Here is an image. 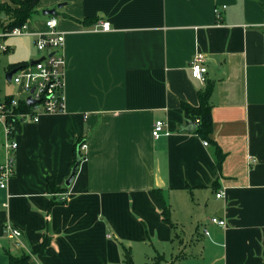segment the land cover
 I'll list each match as a JSON object with an SVG mask.
<instances>
[{
  "label": "crops",
  "instance_id": "0c3cea01",
  "mask_svg": "<svg viewBox=\"0 0 264 264\" xmlns=\"http://www.w3.org/2000/svg\"><path fill=\"white\" fill-rule=\"evenodd\" d=\"M48 10L66 34L65 112L17 135L15 174L0 189V264L26 254L31 264H124L125 249L135 264L144 254L162 264H264V0H41L31 36L20 37L34 56ZM197 54L213 86L220 169L184 110L199 108L207 88L190 72ZM157 121L169 136H153ZM78 140L85 159L67 202L52 205L47 178L67 188ZM11 226L20 238L7 239Z\"/></svg>",
  "mask_w": 264,
  "mask_h": 264
},
{
  "label": "built area",
  "instance_id": "2783aa9c",
  "mask_svg": "<svg viewBox=\"0 0 264 264\" xmlns=\"http://www.w3.org/2000/svg\"><path fill=\"white\" fill-rule=\"evenodd\" d=\"M225 9V8H223ZM217 18H221L220 9L214 11ZM8 19L0 17V54L8 53L12 50L9 41L15 38L31 36L28 33V23L22 27L9 30L7 28ZM46 31L36 33L34 47L41 54L35 60H40L35 64L32 61L20 63L15 68H9L4 75V82L16 87L12 94L0 97V152L3 161L0 163V189H5L9 180L15 174V155L18 149L17 135L23 125L28 123L37 124L44 115L60 114L65 112V73L67 61L63 53L66 42V34L58 30V20L56 17H48ZM111 25L103 22L100 30L110 31ZM33 60V61H35ZM14 69L16 73L12 80L6 78V74ZM192 77L201 86L207 83V67L205 57L197 54L190 65ZM1 96V93H0ZM31 99L32 105L28 100ZM199 124V121H197ZM166 124L157 121L153 128V136L156 138L169 136ZM209 146L207 142L203 143ZM86 143L80 147L81 152L86 151ZM84 155V154H83ZM85 159H82V161ZM225 192L216 195L223 198ZM68 195H62V199L68 200ZM210 223L215 226L225 227V221L220 218H210ZM209 235L208 231H205ZM22 235L21 231L14 227H7L6 237L9 240H16Z\"/></svg>",
  "mask_w": 264,
  "mask_h": 264
},
{
  "label": "trees",
  "instance_id": "16d2710c",
  "mask_svg": "<svg viewBox=\"0 0 264 264\" xmlns=\"http://www.w3.org/2000/svg\"><path fill=\"white\" fill-rule=\"evenodd\" d=\"M40 1L41 0H7L0 6V17L5 14L8 19V22L6 24L9 30L22 27L33 19L34 15L38 11ZM93 21L94 20H92L91 22L93 23ZM16 66H12L11 69L15 68ZM206 85L207 88L200 92L201 104L199 108H191V106L185 104L184 110L186 115L189 116L194 123H197V121H199V124H197V127L195 129L198 136H201L204 140L212 142V144L214 145V159H216V165L220 169L225 161L226 154L223 152L221 147L214 143V141L211 139V134L213 133V119L211 115L212 106L209 100L213 93V86L207 83ZM83 143V140H78L75 144L76 153L73 167L78 159L82 160L84 158V155L80 149ZM57 180L58 179H56L55 174L47 178V191L49 194L54 196V199H52L51 203L52 205L56 203L65 204L67 202V200L62 199V195H68L67 191L69 190V188H62L57 184ZM156 191L157 199L160 205H162V219L173 229L176 227V224L170 219L171 209L168 205H166L163 197L161 196V191L158 189ZM50 243L51 240L49 238H46L45 242L39 249L35 251V253L41 254L45 252ZM125 251L126 253L124 257V264H135L132 252L128 251L127 249H125ZM32 256L33 255L29 254L23 255L21 257L10 255L9 264H31L30 261ZM180 259L181 257H177L170 264H178V261ZM164 261L165 257L159 255L158 257H155L153 259L151 264H162Z\"/></svg>",
  "mask_w": 264,
  "mask_h": 264
},
{
  "label": "rangeland",
  "instance_id": "374dc122",
  "mask_svg": "<svg viewBox=\"0 0 264 264\" xmlns=\"http://www.w3.org/2000/svg\"><path fill=\"white\" fill-rule=\"evenodd\" d=\"M4 1L5 0H0V6L4 3ZM33 20L34 17L32 20H30V23H32ZM26 42L27 41L21 38L12 39L9 41V44L11 48H13V51L2 55L0 54V91L2 93L0 96L1 98L9 93H14V91L16 90V87L4 82V75L8 70V66L17 65L18 63H20V61H33L39 57L37 56V54L35 56L31 54V50H29L28 44ZM163 253L170 255L171 250L168 247ZM137 263L151 264V260L149 261L148 259H146L144 254L139 256Z\"/></svg>",
  "mask_w": 264,
  "mask_h": 264
},
{
  "label": "water",
  "instance_id": "95a60500",
  "mask_svg": "<svg viewBox=\"0 0 264 264\" xmlns=\"http://www.w3.org/2000/svg\"><path fill=\"white\" fill-rule=\"evenodd\" d=\"M42 14H43L44 17H50V16H52V17H56V16H57V12H56V10H48V11H44ZM4 18H5V14L2 15V19H4ZM38 61H40V60L32 61V63L35 64V63L38 62ZM16 71H17V69H14V70L8 72V73L6 74V78H7L8 80L11 81L12 78H13L12 76L14 75V73H16ZM28 103H29V105H32V104H33V102L31 101V99L28 100ZM81 163H82V160H80V159H78V160L75 162V165H74V167L72 168L71 174L69 175L68 180L66 181V187H67V188H69V187L72 186V183L74 182L75 177H76L77 173L79 172V169H80Z\"/></svg>",
  "mask_w": 264,
  "mask_h": 264
}]
</instances>
